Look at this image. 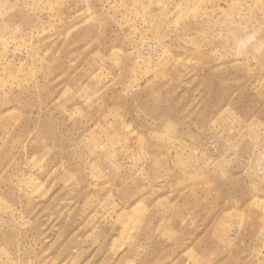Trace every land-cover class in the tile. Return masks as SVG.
<instances>
[{
    "label": "rangeland",
    "instance_id": "374dc122",
    "mask_svg": "<svg viewBox=\"0 0 264 264\" xmlns=\"http://www.w3.org/2000/svg\"><path fill=\"white\" fill-rule=\"evenodd\" d=\"M0 264H264V0H0Z\"/></svg>",
    "mask_w": 264,
    "mask_h": 264
}]
</instances>
